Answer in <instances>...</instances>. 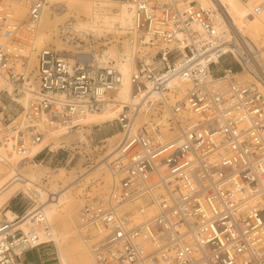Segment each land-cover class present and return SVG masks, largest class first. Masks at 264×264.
<instances>
[{"label": "built area", "instance_id": "2783aa9c", "mask_svg": "<svg viewBox=\"0 0 264 264\" xmlns=\"http://www.w3.org/2000/svg\"><path fill=\"white\" fill-rule=\"evenodd\" d=\"M25 1L27 14L19 19L11 3L0 0L4 164L14 154L28 156L43 139V127L73 129L87 114L105 111L126 82L115 60L96 61L90 34L67 20L59 36L75 48L73 57L41 48L34 90L27 68L34 37L29 22L40 20L50 0ZM83 1L97 8L124 4L133 30L146 32L153 49L137 57L128 76L133 99L108 121L120 134L102 148L109 189L87 196L79 211V234L95 263L264 264L261 55L220 8L203 0ZM250 11L261 16L264 0ZM239 72L254 80H243ZM28 92L34 95L23 107L19 99ZM33 219L37 228L27 232L14 226L19 218L0 219V264H23L26 251L55 245L47 238L52 228L45 212L37 209Z\"/></svg>", "mask_w": 264, "mask_h": 264}, {"label": "bare ground", "instance_id": "6f19581e", "mask_svg": "<svg viewBox=\"0 0 264 264\" xmlns=\"http://www.w3.org/2000/svg\"><path fill=\"white\" fill-rule=\"evenodd\" d=\"M12 1L15 4L16 16H18L19 19L25 18L27 14L26 1ZM257 1L258 0H203V4L210 6L215 5L220 8L224 18L230 22L235 30L244 36L243 38L247 40L250 47L254 48L257 55H261L264 60V48L259 45L264 37V13L261 16H252L250 11L251 6ZM60 5L64 8L58 11ZM72 10L79 15L88 17L86 21L78 19V21L75 22L76 29L84 34L92 32L96 36L113 34L117 38L127 37L123 41V49H118L114 44L110 46L109 49L105 50L101 56H99L97 52H94L95 59L100 64L107 61L109 62L110 60L116 61L118 68L126 76L125 85L123 89L116 92L115 100L111 102L110 106L105 111L87 114L81 126L69 130L64 127H43L45 130L43 139L32 147L28 156L14 154L13 157H9L10 162L6 164L0 163V209L19 190L28 193L34 201L33 207L23 215H19L12 209H7L3 214L0 213V219L3 218V215L7 217L8 221H15L19 218L18 221L14 222V226H18L24 232H27L37 228L33 219L34 212L37 209H41L51 222L52 232L47 238L55 242L60 264H96L90 245L85 242L79 234V216L77 212L80 211V209L78 208V203H76L77 198L74 196L73 190L90 174L96 172L100 175L101 171L104 170V184L99 183L97 190V194H104L109 189L110 185V174L106 169V158L102 157L92 170L74 176L73 178L68 177L63 169V172L52 175V178L49 180L52 186H49L48 182H44L43 180L44 170L41 169V167L45 169L48 167L45 165H36V167L32 168L28 166L27 163L30 162V160H34V156L45 147L49 150H56L59 147H64L70 144L67 137L73 133L77 134L79 142L84 141L86 140L85 133L87 130H90L92 125H100L116 118L121 110V104L133 99V94L129 89L128 76L136 67L137 57L140 55V52L142 53L146 48L153 49L148 44L149 36L146 32L133 30L134 20L132 12L124 4L111 1L104 5V7L97 8L94 3L83 0H68L65 2L50 0V4L46 6L40 20L29 22V26L34 31L32 42L35 43V45H33V48L40 49L44 47L49 41V33L53 30H57L59 23L62 22L61 20ZM38 32H41L40 35H38ZM62 50L66 49L62 48ZM28 56L30 62L35 60L34 54ZM147 59L149 58H146V60ZM238 76L244 77L247 81L254 79L248 72H239ZM33 78L34 76H32V79ZM35 83L37 82L35 81ZM34 90H36V84H34ZM181 93V95H184L183 92ZM33 95L32 92H28L19 99L23 107L29 105ZM119 136V133H114L105 140L115 142L118 140ZM0 151H3V149L0 148ZM110 152L113 154L114 150ZM31 154L33 156H31ZM82 161L83 158L76 163L75 167L80 166ZM2 171L5 172L4 175H2ZM58 222H62L66 229V236L62 235L61 231L57 230L56 224ZM76 222L77 226L74 225ZM73 227H75L78 235L73 234ZM40 235L41 238H45L43 233H40ZM78 257L80 258V262L77 261Z\"/></svg>", "mask_w": 264, "mask_h": 264}, {"label": "rangeland", "instance_id": "374dc122", "mask_svg": "<svg viewBox=\"0 0 264 264\" xmlns=\"http://www.w3.org/2000/svg\"><path fill=\"white\" fill-rule=\"evenodd\" d=\"M8 1L11 3L12 8H15L14 2L12 0H8ZM63 8L64 7L60 5L58 11L63 10ZM15 11H16V8L14 9V12ZM16 17L19 18L18 16ZM78 19H81L82 21H86L88 20V17L84 15H79L75 11L72 10L64 19L61 20L62 22L59 23L58 29L53 30L52 32L49 33V36H48L49 41L44 47H52L58 51H62V48H65L66 49L65 51L67 52L66 55L69 57H73V52L75 48L73 46H70L69 44L64 42L63 39L60 38L59 27L61 24H63L67 20H72L76 22L78 21ZM40 33L41 32H38V35H40ZM89 34H90L89 36L90 40L91 39L93 40L91 41V43L96 49L95 52H97L99 56L103 55L105 50L109 49V47L114 44L116 45L118 49H123V45H124L123 41L124 39L127 38V37L117 38L113 34H108L104 36H96L92 32H89ZM33 45H35V43L33 42L29 43L28 55L34 54L35 60L30 62L29 61L30 58H28L27 68L29 71H32L33 76H35V68L37 66V61H38L37 56L41 48L35 49L33 48ZM259 45L264 48V37L260 41ZM149 51H151V48H146L142 53L140 52L139 57H143V55H145ZM240 78H242L243 80H246L242 76ZM253 80L254 79H251V81ZM32 82L36 84V87H37V83H35L34 78ZM41 131L44 134L45 130L42 129ZM114 133H119V128L117 127L115 122H107V123H103L100 125H92L90 130L89 131L87 130L85 133L86 140L79 142L77 134L73 133L72 135H69V137L66 136L70 144L64 147H59L56 150L49 151V149L47 148L38 160L36 161L30 160V162H28L27 164L28 166L32 168L36 167V165H45L46 167H48L46 169L41 167V169L44 170L43 180L44 182H48L49 186H52V183L49 182V180L52 178V175H57L58 173L63 172V169L67 173V176L70 178H73L74 176H78L86 171L92 170L97 164V162L102 158L103 151H104V149L102 150V148L104 147L103 144H104L105 138L113 135ZM31 156L33 155L31 154ZM81 158H83L82 164L80 166L75 167L76 163ZM106 169L108 171V168ZM2 173H3L2 175L5 174L4 171H2ZM104 175H105L104 170L101 171L100 175L94 172L90 174L86 179H84L80 183L79 186L74 188L73 194L77 198L76 203H78L79 209L82 207L83 202L85 201L87 196L93 197L95 195H98L97 194L98 186H99V183L104 184V181H103ZM33 204H34V201L30 197V195L28 193H25L19 190L2 206V208L0 209V213L3 214L7 209H12L16 211L19 215H23L26 211H28L29 209L33 207ZM77 215L79 216V211L77 212ZM56 225H57V230L61 231L62 235L66 236L67 235L66 229L64 228L62 222H58ZM74 225L77 226V222ZM72 232L74 235L75 234L78 235L77 231L75 230V227H73ZM69 243H70V240H69ZM77 261L80 262L79 257L77 258Z\"/></svg>", "mask_w": 264, "mask_h": 264}, {"label": "crops", "instance_id": "0c3cea01", "mask_svg": "<svg viewBox=\"0 0 264 264\" xmlns=\"http://www.w3.org/2000/svg\"><path fill=\"white\" fill-rule=\"evenodd\" d=\"M23 264H59L57 250L54 244H42L26 251L21 256Z\"/></svg>", "mask_w": 264, "mask_h": 264}, {"label": "trees", "instance_id": "16d2710c", "mask_svg": "<svg viewBox=\"0 0 264 264\" xmlns=\"http://www.w3.org/2000/svg\"><path fill=\"white\" fill-rule=\"evenodd\" d=\"M238 70V69H237Z\"/></svg>", "mask_w": 264, "mask_h": 264}]
</instances>
